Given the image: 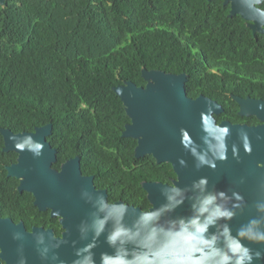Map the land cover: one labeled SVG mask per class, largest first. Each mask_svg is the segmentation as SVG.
Returning a JSON list of instances; mask_svg holds the SVG:
<instances>
[{"label": "trees", "instance_id": "16d2710c", "mask_svg": "<svg viewBox=\"0 0 264 264\" xmlns=\"http://www.w3.org/2000/svg\"><path fill=\"white\" fill-rule=\"evenodd\" d=\"M204 0H5L0 4V127L33 131L48 122L53 167L75 155L108 201L121 197L150 207L142 181L169 182V163L134 156L136 140L121 136L129 122L112 87L144 85L141 68L185 72V91L223 107L217 122L257 124L238 114L230 94L264 99V35ZM0 133V216L27 230L62 229L49 210L19 191L6 165Z\"/></svg>", "mask_w": 264, "mask_h": 264}, {"label": "water", "instance_id": "95a60500", "mask_svg": "<svg viewBox=\"0 0 264 264\" xmlns=\"http://www.w3.org/2000/svg\"><path fill=\"white\" fill-rule=\"evenodd\" d=\"M235 12L264 20L253 3H233ZM254 20L252 34L264 33ZM141 77L144 85L112 87L129 118L121 136L136 140L135 157L169 163L175 178L142 181L146 210L109 202L106 189L82 174L78 155L52 166L51 122L33 131L0 127L2 150L17 154L7 175L62 229L27 230L22 220L0 216V264H264V99L230 94L238 114L259 123L217 122L223 107L188 96L185 72L142 67Z\"/></svg>", "mask_w": 264, "mask_h": 264}, {"label": "flooded vegetation", "instance_id": "af4514ba", "mask_svg": "<svg viewBox=\"0 0 264 264\" xmlns=\"http://www.w3.org/2000/svg\"><path fill=\"white\" fill-rule=\"evenodd\" d=\"M204 1H206V3H207V5L208 6H210V7H214V8H220V9H224L226 12H225V15L227 16V17H238V18H240V20H242V22L244 23V25L247 27V28H249V26L248 25H250V24H253V23H255V20L254 19H256L257 21H261V24L260 25H262V27L264 28V20H261V19H257V18H248V19H245L244 17H242L241 16V14L240 13H238V12H235V13H233V14H230V9L232 8V4L234 3L235 5H236V7H237V9H245V8H248L249 7V5H250V3H253V5H254V7L255 8H257V9H259L260 11H263L264 12V0H259V1H257V0H204ZM250 29V28H249ZM251 31V30H250ZM251 34H252V32H251ZM255 35L256 34H262V35H264V33L263 32H255L254 33ZM253 34V35H254ZM263 99V98H262ZM250 116H252V115H250ZM65 161V160H64ZM63 161V162H64ZM83 175H92V174H85V173H82ZM93 176V178H94V175H92ZM173 178H175V177H171L170 178V181L168 182V183H170L171 182V179H173ZM93 182H94V179H93ZM95 184V183H94ZM97 188V187H96ZM100 189V188H99ZM104 189H106V188H104ZM106 192H107V189H106ZM107 196H108V193H107ZM107 200H108V198H107ZM118 200H120V201H124L125 203H128V202H126L124 199H122L121 197H119V198H117V199H114V200H112V201H109V202H114V201H118ZM128 204H130V203H128ZM134 205V204H133ZM57 219H58V217H57ZM34 226V225H33ZM38 226H42V225H38ZM44 227V226H43ZM44 228H51L50 226H46V227H44ZM31 229V228H30Z\"/></svg>", "mask_w": 264, "mask_h": 264}]
</instances>
